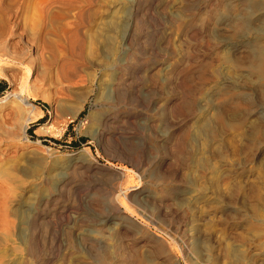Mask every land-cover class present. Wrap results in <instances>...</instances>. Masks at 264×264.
<instances>
[{
  "label": "rangeland",
  "instance_id": "1",
  "mask_svg": "<svg viewBox=\"0 0 264 264\" xmlns=\"http://www.w3.org/2000/svg\"><path fill=\"white\" fill-rule=\"evenodd\" d=\"M262 11L0 0V264H264Z\"/></svg>",
  "mask_w": 264,
  "mask_h": 264
},
{
  "label": "bare ground",
  "instance_id": "2",
  "mask_svg": "<svg viewBox=\"0 0 264 264\" xmlns=\"http://www.w3.org/2000/svg\"><path fill=\"white\" fill-rule=\"evenodd\" d=\"M253 9H255V8H253ZM256 10V9H255ZM262 10H263V7H262ZM253 11V10H252ZM257 11H258V9H257ZM261 11V9L259 10V12ZM254 12V11H253ZM262 12H264V11H262ZM257 15V14H256ZM263 15V14H262ZM258 16V15H257ZM261 16V15H260ZM253 19V18H252ZM257 19V18H256ZM7 20H9L8 18H7ZM254 21V20H253ZM11 29H13L12 27H10V26H8V27H6V30H5V32L0 36V46H2L3 44L5 45V41L6 40H3L4 38H5V36H6V34H9V33H11L12 34V30ZM9 36V35H8ZM252 48L250 47V50H251ZM260 51V50H259ZM259 51H258V49L256 50L255 49V47L251 50V57H252V60H255V61H251V62H256L257 63V60H258V55H261V54H259ZM261 57V56H260ZM250 58V57H249ZM2 59V58H1ZM260 59H262V58H260ZM264 60V59H263ZM263 60H262V62H263ZM259 61V60H258ZM261 61V60H260ZM255 63V64H256ZM255 68V67H254ZM253 70V69H252ZM254 71V70H253ZM252 71V72H253ZM254 73V72H253ZM116 84V83H115ZM115 88H116V86H115ZM258 108V107H257ZM262 109H264V107H262L261 109H260V112L261 111H263ZM255 112V111H254ZM259 112V111H258ZM256 113V112H255ZM261 114H262V112H261ZM260 115V114H259ZM101 118L99 119L98 118V120H99V122H98V125H99V132L98 133H102V131L104 130V125H105V116L103 115V116H100ZM109 124V123H108ZM131 188V187H130ZM118 190V189H117ZM120 191V190H119ZM118 191V192H119ZM123 191V190H122ZM114 193H115V191H114ZM118 195V194H117ZM137 196H139V195H137ZM146 196V195H145ZM133 197V196H132ZM111 198V197H110ZM107 199L106 200V202H105V205L103 206V208H104V210H105V213H106V215H104V216H106V217H102V219H101V221H100V224L101 223H103V222H105V221H107V220H111V219H117L118 221H119V224L120 225H124V223H126V221H127V219L129 218L127 215L126 216H123V215H121V210H120V208H121V206H123V207H125L126 208V210L127 211H129V212H132L133 210L132 209H130L131 207H129L128 206V204H127V201H126V198H125V196L124 197H122V196H120V194L118 195V196H115L114 197V199ZM138 197H136V199H137ZM134 201V200H133ZM140 201V200H139ZM132 210V211H131ZM131 214V213H130ZM133 214H134V212H133ZM128 217V218H127ZM133 217V216H132ZM130 220H131V218H130ZM128 223V222H127ZM129 224V223H128ZM128 224H126V225H128ZM131 224H133V223H131ZM103 225V224H102ZM130 225V224H129ZM135 225V224H134ZM129 227V226H128ZM119 228V227H118ZM133 229V228H132ZM126 230V229H125ZM130 230V229H129ZM128 230V231H129ZM123 231H121V230H117L116 229V236L120 239V238H123L122 237V235H123ZM126 233V232H125ZM33 236V235H32ZM34 240V239H33ZM152 240V239H151ZM150 240V241H151ZM154 240V239H153ZM120 241V243H119V245H120V247H121V249H123V251L125 252V246H124V240H119ZM149 241V240H148ZM157 243V242H156ZM149 244V243H148ZM118 245V246H119ZM151 245H153V244H151ZM150 246V245H149ZM161 246V245H160ZM119 247V248H120ZM132 247V246H131ZM154 247V246H153ZM156 248H158V247H156ZM161 248V247H160ZM35 245L32 243V245H31V247H29L28 248V252L29 253H33V252H35ZM125 249V250H124ZM128 249V248H127ZM153 249H155V248H153ZM162 249V248H161ZM165 250V249H164ZM127 251V250H126ZM133 251V250H132ZM161 251V250H160ZM164 252V251H163ZM107 253L108 252H106V249L105 248H102L101 249V254H100V257H99V262L101 263V264H113L112 263V261H111V259H109L108 258V256H107ZM128 253V252H127ZM160 253V252H159ZM159 253H157V254H159ZM160 254H162V253H160ZM169 254V253H168ZM166 255H167V253H166ZM158 256V255H157ZM170 257H171V255H170ZM166 258V257H165ZM172 259H173V257H172ZM171 259V260H172ZM167 260V259H166ZM171 260H169L168 259V261H171ZM173 261V260H172Z\"/></svg>",
  "mask_w": 264,
  "mask_h": 264
}]
</instances>
